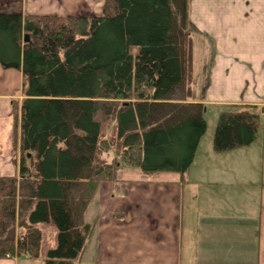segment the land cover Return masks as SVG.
Listing matches in <instances>:
<instances>
[{
	"label": "trees",
	"instance_id": "1",
	"mask_svg": "<svg viewBox=\"0 0 264 264\" xmlns=\"http://www.w3.org/2000/svg\"><path fill=\"white\" fill-rule=\"evenodd\" d=\"M104 3L94 17L0 13V65L21 71L23 96L12 101L18 175L0 177V256L37 258V224L52 222L43 264H72L93 232L85 212L100 182L118 181L122 164L183 180L206 132L204 104L189 99L187 0ZM260 129L264 105H226L213 150L249 146Z\"/></svg>",
	"mask_w": 264,
	"mask_h": 264
},
{
	"label": "crops",
	"instance_id": "2",
	"mask_svg": "<svg viewBox=\"0 0 264 264\" xmlns=\"http://www.w3.org/2000/svg\"><path fill=\"white\" fill-rule=\"evenodd\" d=\"M104 4L0 0V13L94 17ZM187 27L198 82L190 101L210 112L264 105V0H187ZM21 89V71L0 65V177L18 175L12 101L20 105ZM85 220L94 229L82 264H264V131L249 146L224 152L202 137L183 180L161 172L102 181ZM32 260L0 256V264Z\"/></svg>",
	"mask_w": 264,
	"mask_h": 264
},
{
	"label": "rangeland",
	"instance_id": "3",
	"mask_svg": "<svg viewBox=\"0 0 264 264\" xmlns=\"http://www.w3.org/2000/svg\"><path fill=\"white\" fill-rule=\"evenodd\" d=\"M197 85H198L197 80L193 79L191 88L194 91ZM172 100L178 101V102L181 101L180 95L176 94L174 97H172ZM208 108H218V107L209 106ZM218 113L219 112H216V110H213L211 112L208 110V111H205L204 113V118L206 120L207 129L203 136V140H204V143L208 144L209 146L212 145L213 133H214ZM261 131L262 130L260 129L259 134H261ZM103 157L109 161L113 159L115 156H114L113 151L109 150V151L104 152ZM133 170L135 171H128L126 164H122L120 171H119V177L139 178L141 175H143V173L139 169H133ZM37 226L42 231L41 249H40L39 256L33 259L32 262H34V264H42L43 259L46 257L47 250L56 246L57 229H56V226L52 222H41V223H38ZM72 264H82V263H80L79 259H76L72 262Z\"/></svg>",
	"mask_w": 264,
	"mask_h": 264
},
{
	"label": "water",
	"instance_id": "4",
	"mask_svg": "<svg viewBox=\"0 0 264 264\" xmlns=\"http://www.w3.org/2000/svg\"><path fill=\"white\" fill-rule=\"evenodd\" d=\"M28 37H29V36L26 34V35H25V41H28V40H29ZM27 156H29V154H27Z\"/></svg>",
	"mask_w": 264,
	"mask_h": 264
}]
</instances>
